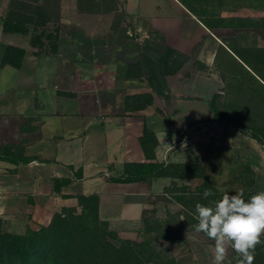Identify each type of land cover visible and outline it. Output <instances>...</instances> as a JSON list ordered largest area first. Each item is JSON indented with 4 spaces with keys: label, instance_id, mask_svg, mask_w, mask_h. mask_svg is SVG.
Here are the masks:
<instances>
[{
    "label": "crops",
    "instance_id": "obj_1",
    "mask_svg": "<svg viewBox=\"0 0 264 264\" xmlns=\"http://www.w3.org/2000/svg\"><path fill=\"white\" fill-rule=\"evenodd\" d=\"M59 4L56 41H38L41 29L4 28L15 18L0 0V227H47L90 196L102 222L125 236L146 215L177 210L183 235L167 239L175 263L212 264L213 241L193 218L203 181L126 183L124 166L198 164L218 196L233 181L243 193L264 191V141L251 135L264 132V17L206 18L187 0ZM196 122L215 123L210 140L184 139ZM144 128L157 140L152 160ZM237 257L229 249L224 264Z\"/></svg>",
    "mask_w": 264,
    "mask_h": 264
},
{
    "label": "trees",
    "instance_id": "obj_2",
    "mask_svg": "<svg viewBox=\"0 0 264 264\" xmlns=\"http://www.w3.org/2000/svg\"><path fill=\"white\" fill-rule=\"evenodd\" d=\"M25 4H20L17 9L13 8V3L10 2V12L7 18L14 17L15 24H12L8 21L4 22V28L11 31H22L25 33L27 31V27L31 26L35 31L37 29H41L40 35L37 38L39 41L41 37H46L47 39L56 41L58 35V28H56V22L49 16L48 12L45 11L42 0H21ZM11 9H14L11 11ZM30 10V11H29ZM48 23L53 25L52 32L45 35V27ZM52 49H55V44L53 43ZM214 119L215 120H228L225 116L220 114L218 111L214 110ZM251 134L252 137L258 139L260 141H264V132H253ZM140 145L142 151L146 157V160L154 159V149L157 145V140L154 137V134L148 131L146 128L143 130V135L140 138ZM123 182L131 183L142 181L151 176H166L178 179H195L199 178L203 181L202 190L200 193L203 195L205 189H210L213 192V195L208 197L206 200L213 199L215 195L217 196L216 191L210 186L207 178L204 176L202 168L198 164H168L166 166L153 164V163H142V164H126L124 166L123 171ZM54 186L56 184L54 183ZM250 193H244V200L250 197ZM203 199H205L203 197ZM96 204V199L94 196L79 198V205L81 204H89L92 206ZM75 212L76 210H65L64 212L55 215L51 221V225L47 227L41 228L38 232L33 230L27 231L23 236H49L56 229V224H63V228H66L67 231L62 234L60 237L61 243L57 245L47 246V238L42 237L39 239L38 237L32 239L35 242L36 257L46 260L45 264H142L141 258L135 255L133 252L132 246H137V244H133L131 242L122 243L119 248L112 246L108 243L104 237L101 236L103 234L102 228L99 225L106 227L105 224L98 221L96 216V205L92 208V212H94L92 217V224L90 227H80V224L76 220L75 228L71 229L69 224H71V219L75 218V216L71 215V212ZM66 216V218H63ZM82 216V213L80 214ZM63 218V222H62ZM65 222H68L65 224ZM71 229V230H70ZM101 236V237H100ZM22 238V247L26 250V239ZM20 238V239H21ZM264 245V244H263ZM34 246V244H33ZM260 249L259 246H256L255 252H258ZM23 254V249H22ZM130 255H133L130 256ZM2 251H0V264L2 262ZM133 259V260H132ZM29 254L26 253L23 255V263L26 264H35L28 262ZM174 261V259H173ZM254 262V261H253ZM40 262H38L39 264ZM42 264V263H40ZM175 264V262H174ZM254 264V263H253Z\"/></svg>",
    "mask_w": 264,
    "mask_h": 264
},
{
    "label": "rangeland",
    "instance_id": "obj_3",
    "mask_svg": "<svg viewBox=\"0 0 264 264\" xmlns=\"http://www.w3.org/2000/svg\"><path fill=\"white\" fill-rule=\"evenodd\" d=\"M9 1L13 3L14 9H17L22 3L25 4L21 0ZM59 2L60 0H42L45 11L48 12L49 16L55 22L60 12ZM187 2L195 13L205 16L206 18L208 16H245L246 14H261V16L264 17V0H187ZM14 9H11V11ZM174 189H177V187ZM241 189H243V187L238 184L237 181H233L230 184H227L226 188L221 189L224 193L219 196L215 195L211 200L202 199L201 204L208 205L211 201L222 199V196L224 194L233 195L234 193L239 192ZM245 191L246 190L243 189V192ZM250 194L255 195V193ZM250 197L245 199V201L247 202ZM95 205L97 219L98 221L102 222V219L100 218L98 213V202ZM95 205L91 207V205L89 204H81L75 212H71L70 214L75 216V218L71 219L72 222L71 224H69L70 228L73 229L78 226V224H76L77 222L80 224L81 228L90 227L93 222L92 217L94 214V212H92V208H94ZM195 205L196 204H194V206ZM81 213L82 216H80ZM63 218H66V216H64ZM75 219L77 220V222ZM67 223L68 222H65V224ZM102 223L105 224L107 228L99 225L103 230V234L101 233V236L104 237V239L112 246L119 248L122 243L126 242L137 244V246H132L131 248L133 249V252H135V255L142 259V264H174L175 261H173V256L172 254H170L171 244L167 242V239H177L178 237H181L183 235L184 228L182 224H184V214H181V212H178L177 210L173 211L172 214L170 213L167 217L163 215L160 216L157 213L146 215V222L144 224V227H142L132 236L121 235L117 230L110 229L107 226V223H104V221ZM50 225L51 224H49L48 226ZM62 226L63 224H56V229L50 231L51 234L49 236H23L27 232L23 230V228L21 234H13L12 232L10 233L9 231H7L5 226L3 227V229L2 227H0V251H2L3 254V264H22L23 255L26 253V251L29 254L28 262L35 264H38V262H40L42 264H45L46 260L43 261V259L36 257L35 250L37 245L35 246L34 241V246L33 244H31L32 239L35 240V238L37 237L39 239L45 237L47 238V246L60 244V237L64 232L67 231V229L63 228ZM40 229L37 228L33 231L38 232ZM21 237H23V239H26V247L28 245L26 250H24V248L22 247L23 240ZM261 240L264 241V235L261 236ZM263 244L264 243L257 245L260 247V249L258 252L254 253V264H264ZM130 256L133 257V255ZM238 260V257L237 259L234 258V260L232 259V263L234 264V261L238 263ZM24 264L26 263L24 262ZM135 264L138 263L135 262Z\"/></svg>",
    "mask_w": 264,
    "mask_h": 264
},
{
    "label": "clouds",
    "instance_id": "obj_4",
    "mask_svg": "<svg viewBox=\"0 0 264 264\" xmlns=\"http://www.w3.org/2000/svg\"><path fill=\"white\" fill-rule=\"evenodd\" d=\"M243 189L233 195L224 194L222 199L208 205L197 203L193 218L197 233H203L213 241L209 251L212 264H224L229 249L239 256L238 264H253L255 248L264 243V191L252 195L246 202ZM205 189L203 197L212 196ZM230 264V262H229Z\"/></svg>",
    "mask_w": 264,
    "mask_h": 264
},
{
    "label": "built area",
    "instance_id": "obj_5",
    "mask_svg": "<svg viewBox=\"0 0 264 264\" xmlns=\"http://www.w3.org/2000/svg\"><path fill=\"white\" fill-rule=\"evenodd\" d=\"M215 128V123L213 122H196L189 126V128L184 132V139L195 138L201 139L204 135H207V140H210L211 132Z\"/></svg>",
    "mask_w": 264,
    "mask_h": 264
}]
</instances>
